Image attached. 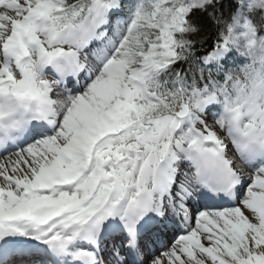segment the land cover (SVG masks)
<instances>
[{
  "label": "snow or ice",
  "instance_id": "obj_1",
  "mask_svg": "<svg viewBox=\"0 0 264 264\" xmlns=\"http://www.w3.org/2000/svg\"><path fill=\"white\" fill-rule=\"evenodd\" d=\"M0 264H264V0H0Z\"/></svg>",
  "mask_w": 264,
  "mask_h": 264
}]
</instances>
